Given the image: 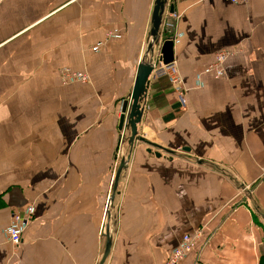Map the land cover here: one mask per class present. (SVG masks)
I'll use <instances>...</instances> for the list:
<instances>
[{
    "label": "crops",
    "instance_id": "crops-1",
    "mask_svg": "<svg viewBox=\"0 0 264 264\" xmlns=\"http://www.w3.org/2000/svg\"><path fill=\"white\" fill-rule=\"evenodd\" d=\"M154 6L1 4L0 264H99L106 226L113 244L104 264H165L198 228L201 244L183 264H264V0L175 1L186 104L168 80L150 79L138 126L145 141L135 142L108 209L122 159L121 103L132 94ZM114 30L119 38H108ZM224 48L236 53L215 79L207 68ZM66 67L92 83L63 85ZM28 205L35 216L15 248L4 229Z\"/></svg>",
    "mask_w": 264,
    "mask_h": 264
},
{
    "label": "built area",
    "instance_id": "built-area-1",
    "mask_svg": "<svg viewBox=\"0 0 264 264\" xmlns=\"http://www.w3.org/2000/svg\"><path fill=\"white\" fill-rule=\"evenodd\" d=\"M5 0H0V6ZM176 0H168L166 9L163 15L162 25L160 29L159 42L155 45L153 53H149L148 59L152 61L151 80L165 78L168 80L170 86L177 93L178 99L181 103L186 104L185 86L182 77L179 74L178 64L174 60L165 63L162 59V45L167 39L174 42L178 41L184 36V32L178 31L177 21L181 17L180 13L176 10L171 11V4ZM234 3H248L249 0H231ZM118 30H114L108 34V38H119ZM104 41H100L91 47L93 52H98ZM236 50L233 48H224L216 52L213 61L209 64L207 71L215 79H221L226 75V61L230 56H233ZM61 82L63 85L71 83H84L91 84V76L82 71H76L69 67L61 69ZM128 131L126 127L121 131L119 142V156H127L125 144L128 141ZM247 187L241 190H246ZM249 193L251 191L247 189ZM35 216L34 205H28L20 211H15L12 214L10 224L4 229L6 240L15 248H18L22 242L23 234L27 230L29 224ZM203 237V228H198L193 232L185 233L182 236L179 244L172 250L165 264H183L184 260L190 253L200 246Z\"/></svg>",
    "mask_w": 264,
    "mask_h": 264
},
{
    "label": "water",
    "instance_id": "water-1",
    "mask_svg": "<svg viewBox=\"0 0 264 264\" xmlns=\"http://www.w3.org/2000/svg\"><path fill=\"white\" fill-rule=\"evenodd\" d=\"M168 0H155L154 11L151 21V30L148 40V45L145 51V55L141 59L139 65L137 79L132 91V94L129 98L122 100L121 103V116L119 122V130H123L125 127L131 130V134L128 137V144L131 147L127 156H123L117 170L115 177L113 192L109 198L108 209L113 206L117 189L119 186V181L122 174L128 169L131 155L133 152V147L136 141L142 140L145 141V138L139 134V124L141 123L144 115V99L146 98L151 80L150 76L152 73V61L148 59L149 53H153L155 45L158 44L160 29L162 25L163 15L166 9ZM170 10H175V3L171 4ZM162 59L165 63H169L175 60V43L171 39L165 40L161 49ZM149 152L152 150L149 148ZM170 153H173L170 150H167ZM157 156H161V152H155ZM104 236L106 237V249L99 264H104L110 254L111 247L113 244V235L109 226H106L104 230Z\"/></svg>",
    "mask_w": 264,
    "mask_h": 264
},
{
    "label": "rangeland",
    "instance_id": "rangeland-1",
    "mask_svg": "<svg viewBox=\"0 0 264 264\" xmlns=\"http://www.w3.org/2000/svg\"><path fill=\"white\" fill-rule=\"evenodd\" d=\"M209 66V65H208ZM62 81V80H61ZM126 149V148H125Z\"/></svg>",
    "mask_w": 264,
    "mask_h": 264
}]
</instances>
